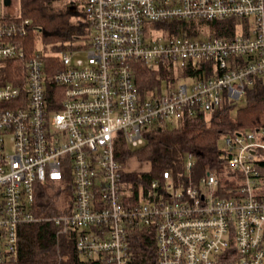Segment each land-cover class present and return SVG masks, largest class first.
Returning a JSON list of instances; mask_svg holds the SVG:
<instances>
[{
	"label": "built area",
	"instance_id": "built-area-1",
	"mask_svg": "<svg viewBox=\"0 0 264 264\" xmlns=\"http://www.w3.org/2000/svg\"><path fill=\"white\" fill-rule=\"evenodd\" d=\"M9 7L0 4V264L18 260L20 226L38 221L74 234L79 264H138L144 237L149 264H264V129L223 138L230 195L213 170L195 181L188 153L185 177L165 170L133 198L115 156L120 138L140 146L152 125L240 101L264 79V0H87L89 40L58 52L52 71L43 47L27 52L30 21ZM207 20L239 30L188 33ZM138 62L180 76L142 97ZM48 180L66 188V213L33 211L35 185Z\"/></svg>",
	"mask_w": 264,
	"mask_h": 264
},
{
	"label": "trees",
	"instance_id": "trees-1",
	"mask_svg": "<svg viewBox=\"0 0 264 264\" xmlns=\"http://www.w3.org/2000/svg\"><path fill=\"white\" fill-rule=\"evenodd\" d=\"M66 1V2H65ZM85 3V2H84ZM82 3V7L83 4ZM78 0H19V10L15 11L21 18L30 21L28 35L23 36L27 52L32 53L42 45L46 51L47 70L61 67L60 51H67L84 44L90 37V24L85 16L84 8ZM13 14V13H12ZM214 29L217 36H234L239 27L235 21H203ZM178 22L172 26L177 30ZM189 24V22H188ZM189 25L190 35L197 22ZM177 27V28H176ZM7 68L11 70V65ZM16 67V66H15ZM14 69V67H13ZM16 70V68H15ZM135 81L140 95L147 96L151 90L161 88L169 80L176 81L180 71L169 65L151 68L144 63L134 66ZM7 78H11L7 75ZM245 104L237 106V102L227 101L208 112H199L196 116L184 118L179 124L167 120L152 125L145 131V142L137 147L125 144L122 138L116 145L118 160L125 163L127 157L136 155L141 161H148L151 170L148 172H128L124 174L133 198L139 199L154 179H161L163 172L169 170L176 177L183 174L186 167V155L194 157L192 177L195 181L205 175L208 170L215 171L220 179L225 195L235 187L236 176L228 169L225 157V144L220 141L227 134L264 129V79L255 76L251 86L245 90ZM264 139V136H262ZM264 170V160L261 162ZM262 170V171H263ZM227 176L232 182L224 183ZM225 178V179H224ZM66 188L61 182L48 180L35 185L33 211L39 216H51L66 213ZM20 251L15 262L3 264H79L80 258L74 247V234L56 235V227L52 222L38 221L20 226ZM151 249L146 237L135 248L138 264H149Z\"/></svg>",
	"mask_w": 264,
	"mask_h": 264
},
{
	"label": "rangeland",
	"instance_id": "rangeland-1",
	"mask_svg": "<svg viewBox=\"0 0 264 264\" xmlns=\"http://www.w3.org/2000/svg\"><path fill=\"white\" fill-rule=\"evenodd\" d=\"M78 1L81 3L80 6L82 7V3L86 2L87 0H78ZM0 4L3 5V0H0ZM17 9L19 10V0H12V4L8 8V10L12 14V13H15V11H17ZM196 25L197 26H203V25H206V23H197ZM209 31H211L212 35L214 34L213 28L208 30L206 27L204 31L200 32L199 36L201 38H206L207 36L211 35L209 33ZM39 46L41 47L42 45L39 44ZM80 55L84 56L85 53L83 52ZM163 90H165V85H163ZM244 104H245L244 99L237 101V106H242ZM220 145L221 146L224 145L223 139L220 141ZM125 165L127 166L128 169H130L131 172H143V170H149L150 171L152 169L151 164L148 161H141L138 159V157L136 155H132V156L129 155V157H127V159H126ZM229 181L230 182L233 181V178L231 176H227L226 179L224 180V183H228ZM69 198H70V196H69ZM67 204H68V202H65V205H67Z\"/></svg>",
	"mask_w": 264,
	"mask_h": 264
},
{
	"label": "water",
	"instance_id": "water-1",
	"mask_svg": "<svg viewBox=\"0 0 264 264\" xmlns=\"http://www.w3.org/2000/svg\"><path fill=\"white\" fill-rule=\"evenodd\" d=\"M6 6H10L12 4V0H3Z\"/></svg>",
	"mask_w": 264,
	"mask_h": 264
}]
</instances>
